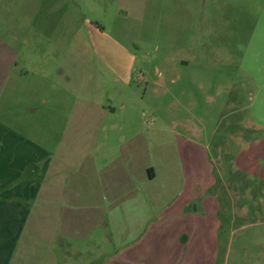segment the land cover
<instances>
[{"label":"rangeland","instance_id":"1","mask_svg":"<svg viewBox=\"0 0 264 264\" xmlns=\"http://www.w3.org/2000/svg\"><path fill=\"white\" fill-rule=\"evenodd\" d=\"M54 1L58 3L42 0L47 3L39 14L44 41L51 42L62 65L69 50H78L81 60L97 67L95 78L78 87L64 80L48 81L40 90L19 87L14 104L8 103L5 91L0 101V122L47 145L48 157L64 165L54 175V186L63 191V198L54 199V208L88 211L82 195L75 200L66 191L73 179L88 176L93 156L96 174L110 170L111 197L100 208L111 211L107 219L113 251L122 241L120 225H141L148 240L156 224L167 240L185 244L188 264H264V183H247L243 178L250 174L237 167L253 134L264 130V81L259 70L238 64L241 50L237 59L235 51L231 54L232 23L218 25L216 38L210 37L206 51L191 61L193 70L198 64L206 70L188 72L175 63L169 66L176 71L162 75L153 69L152 47H138L136 41L127 51L116 47V27L122 25L111 16L116 10L112 2L104 6L103 0ZM247 18L246 32L254 20ZM246 37L241 32L238 49ZM84 51H89L88 59ZM45 53L48 57L49 51ZM49 59L46 63L55 64ZM110 64L122 68L101 70ZM17 65L22 74L28 70L22 78L30 82L23 59ZM25 90L36 96L32 112L28 103L18 100ZM55 106L62 113L57 117ZM83 113L94 117L80 118ZM140 163L155 171L152 182L136 175ZM185 198L190 200L185 212L193 211L196 222L181 234L171 230L183 217ZM135 234L124 231L123 240Z\"/></svg>","mask_w":264,"mask_h":264},{"label":"crops","instance_id":"2","mask_svg":"<svg viewBox=\"0 0 264 264\" xmlns=\"http://www.w3.org/2000/svg\"><path fill=\"white\" fill-rule=\"evenodd\" d=\"M109 1L116 9L111 16L115 15L122 25L116 27V47L127 51L134 41L138 47H152L156 53L153 64L156 73L176 71V67L169 66L175 63L184 65V71L188 72L206 70L201 64L193 70L191 61L206 51L208 39L216 38L218 25L226 20L232 23L231 54L235 51L233 57L237 59L241 50L238 64L248 70H259L264 81V0H103L102 3L108 6ZM46 7L47 3L42 0H0V101L5 91L8 103L14 104L19 87L40 90L48 81V84H60L63 80L78 87L83 83L88 85L95 78L92 73L97 67L81 60L78 50H69L62 65L51 42L44 41L39 14ZM247 17L254 20L246 32V25L250 24ZM241 32L247 35L246 44L238 49ZM82 54L88 59L89 51ZM49 58L55 64L46 63ZM19 59H23L31 74L28 83L26 77L22 78L28 75V70L22 67L27 70V74H22L17 69ZM102 68L112 72L122 65L101 67L105 71ZM18 98L33 111L31 104L37 100L30 90ZM92 101L94 104L96 99ZM62 103L58 102L60 106ZM57 106L56 117L62 114L58 113ZM69 110L72 108L66 111ZM79 117L92 119L94 115ZM253 137L237 167L250 174L243 178L244 181L248 178L247 183H264V130L254 133ZM49 152L47 145L34 143L11 125L0 122V264H188L191 257H186L182 250L185 244L167 240L161 234L163 229L156 224L151 226L148 240H144L141 225H120L122 241L119 250L113 251L112 226L107 219L111 211L100 208L111 197L110 170L96 174L93 156L91 162L87 159L88 176L73 179L66 191L75 200L82 195L87 200L88 211H57L53 202L63 198L60 196L63 191L54 186L57 185L54 175L64 165L60 159L51 160ZM120 167L125 169V163ZM139 169L136 174L139 179L147 183L155 179L153 168L140 163ZM175 181L172 179L171 184ZM135 196L137 193H133ZM189 204L190 200L185 198L183 217L173 222L171 231L182 234L192 228L196 222L193 211L185 212ZM96 207L99 211H93ZM124 231L136 234L123 240Z\"/></svg>","mask_w":264,"mask_h":264}]
</instances>
